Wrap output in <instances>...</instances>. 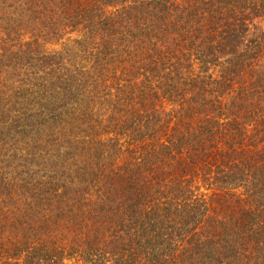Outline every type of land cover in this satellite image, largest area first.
<instances>
[{"label": "trees", "instance_id": "trees-1", "mask_svg": "<svg viewBox=\"0 0 264 264\" xmlns=\"http://www.w3.org/2000/svg\"><path fill=\"white\" fill-rule=\"evenodd\" d=\"M0 264H264V0H0Z\"/></svg>", "mask_w": 264, "mask_h": 264}]
</instances>
